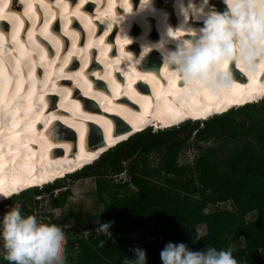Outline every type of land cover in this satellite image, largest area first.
Masks as SVG:
<instances>
[{
    "label": "bare ground",
    "instance_id": "obj_1",
    "mask_svg": "<svg viewBox=\"0 0 264 264\" xmlns=\"http://www.w3.org/2000/svg\"><path fill=\"white\" fill-rule=\"evenodd\" d=\"M5 1L12 2V0ZM80 1L82 2V8L74 12V10H72V5L75 4L76 1L73 0H55L54 4L51 3V0H23L22 4L24 6L22 8H20V1L13 0L16 10L20 13L18 19L13 20L6 14L0 17V19L3 18V20L0 21V28L2 30H7L11 26L14 32L21 31L22 33L24 29L25 31L29 29L28 34L26 33L28 41L21 47L23 52L26 53L25 55H30L32 64L30 72L33 76V78L28 76L18 77L15 74L16 71L10 74L11 79H14L16 76V79L20 82L21 89L23 87L20 94L22 97L17 98V96L10 93L9 88L8 91L0 94V193L10 194L14 184L22 183L19 189H23L26 185L35 184V182L43 179L32 178L27 181V184H23L26 179L31 178L29 175H35L34 173L39 172L38 166L44 165L47 162L46 156L43 154L53 156V159L57 157L53 155L54 151L50 150L55 144L61 143L60 145H62L64 149H69L71 147V141H67L64 137L68 136V139L72 140V134H74L76 129L82 124L90 127V141H95V126L97 125L94 126V124L97 123L88 122L90 120L85 116L83 118L87 120V122H80L82 116L78 112L74 113L71 118L67 115V112H62L59 107L53 108L51 101L56 99V97H52L55 96L52 93L69 87L68 81L71 78L78 79V75H80V77H85L83 71L89 66L90 59L93 58L94 60L96 54H99L98 62H95L92 68L103 67L106 73L101 75L98 71H94L92 76L85 77L90 79V82L95 83L96 88L93 89L94 93L91 95L95 96V93L104 91L105 84L102 78H111L113 88L117 89L120 85V83L116 81L119 78L118 70H121L124 74L132 72L133 76L128 83L130 85V89H128L129 93L134 95L135 90H133V88L135 87L146 89L145 93L137 95L139 102L144 106H141L143 109L139 114L140 121H144L145 119L146 121L150 120V117L146 114L150 112L154 113V110H156L153 115L154 118H163L165 115L162 112L169 109L171 106L178 111H183L184 116L177 120L173 117L174 112L169 111L166 114L167 116L164 117L166 120L163 124V126H167L171 124L170 122H173V120L174 122H179L184 118H198L201 116L202 111L210 109L211 107L214 110L218 108L225 109V105L230 100L232 103H236L235 99H241L240 103L242 104L264 93V73L262 71L256 75H249L251 79L246 80V75L234 66L233 73L237 84L230 93L223 96H216L207 92H200L197 94L188 93L184 89L183 84L178 82L179 78L173 77L167 67L162 70L163 73L161 72V74L168 79L169 84L166 88H162V85L165 84L163 82L164 76L150 73L154 67L158 71L162 65L161 55L158 51L153 49L145 54L139 64L129 62L133 60V57L139 58L141 55L140 50H133V48H139V45H141L142 48L143 43L159 40L152 37L153 31L156 29L154 26L163 28L166 24L171 25L168 19L165 20L159 11L155 14L141 13L138 11L132 12L122 23L125 28H121L118 33L116 38L117 45H113L108 40L109 34L113 29L118 30L120 25L119 22L123 19L122 16H120L119 0H111L110 2H107V0H78V2ZM128 1L130 0H122V2L125 3ZM92 2H94V4ZM157 2L158 4L167 3L168 0H157ZM87 3H92V7L85 9L84 5ZM210 3L214 4L218 11H224L226 8V5L222 4V0H210ZM127 4L129 5V3ZM41 5H44L43 9ZM110 8H112L113 11L110 10ZM42 10L45 11L44 15L46 17H44ZM88 12H90V14H87ZM165 12L169 15L168 11ZM152 16H155V18H152ZM44 19H46V21L42 23ZM62 30L64 32H62ZM82 30L87 31V42L85 45L77 43L82 36ZM5 41L6 37L1 36L0 42L5 43ZM69 41H73L74 43H72L68 51H65L64 47H66ZM1 48L0 45V50ZM94 49L98 51H93ZM2 50L7 54L6 49L2 48ZM17 51L18 49L13 45L8 48L9 55H14ZM5 53H3L4 56H6ZM9 55H7L8 58ZM75 58L79 59L81 66L78 70L73 72L70 78L71 71L69 69L70 66L76 64ZM10 59L12 60L13 57H10ZM25 59L27 60L28 58ZM25 61L19 63L17 59H13L12 63L19 66L18 69L21 71ZM101 62L104 66L101 65ZM143 65L147 66V68L143 67ZM41 69H44L47 74H55V77H60V80L58 81L53 77L52 80L47 81L44 85L38 84V77H40L39 71H42ZM60 69L63 72H60ZM107 72L110 73L109 76H107ZM138 77H146L152 84L151 87L147 89V85L144 81H141V83L133 82L137 80ZM49 79L51 78H48V80ZM54 80L57 81L54 82ZM5 84L6 81L0 77V88L3 89ZM121 85L123 86V83H121ZM6 88L7 87H5V89ZM124 89L126 90V88ZM124 89H120L113 96V99L112 97L107 99L109 107L118 108L123 106L125 103L123 100L127 98L126 95L128 96ZM152 89H157L156 101L153 99V94L151 93ZM30 90H33V92L29 93V104L26 103L24 98ZM50 91L53 92L51 93ZM169 94L178 99L184 107L177 105L173 99L170 100ZM203 94L205 96L204 99L202 98ZM120 96H123V100H118ZM167 100H170L169 104H166L164 107L159 104L162 101L167 103ZM259 100L260 98H257V101ZM195 102L199 105V109H196L195 106L193 107ZM15 103L24 108L31 107L33 109V117L38 119L43 116L44 123L42 122V125H38L37 121L34 123L32 121L25 124L23 121L26 119V116H21L19 114V108L17 106L16 108L18 111L12 109L10 105ZM74 104L75 102L70 101L68 105L65 102L62 106L74 108ZM47 108H49L48 112L45 111ZM110 110L114 111L116 109ZM27 115L29 118H32V114L29 111H27ZM170 115H172V117ZM92 117H95L97 121L98 118L102 119V117L98 115H92ZM113 117L116 118L119 116L113 114ZM57 118L59 119L58 121H56ZM128 118L131 119L130 115ZM65 124L68 126L65 128L62 127L65 126ZM55 127L58 128V139L61 141H55L50 133V131L55 132L53 129ZM32 143L38 145V148L32 145ZM58 153L61 154L62 152L58 151ZM61 157L62 156L58 155V162L54 164L55 166L60 164ZM21 161L30 163L26 166L28 170L22 165ZM63 166L62 164L60 168L62 169ZM59 170V167L55 168L56 172L52 174V179L57 175H61L57 174ZM66 170H69V167L63 169V171ZM26 171H29V174ZM47 178L49 177L46 176L45 179ZM40 183H43V181L38 182V184ZM2 197L5 198L4 196Z\"/></svg>",
    "mask_w": 264,
    "mask_h": 264
},
{
    "label": "trees",
    "instance_id": "obj_2",
    "mask_svg": "<svg viewBox=\"0 0 264 264\" xmlns=\"http://www.w3.org/2000/svg\"><path fill=\"white\" fill-rule=\"evenodd\" d=\"M257 104L250 103L202 122H186L165 130L148 129L71 175L80 176L94 167L96 170L104 169L105 175L108 171L119 172L123 170V161L138 151L145 159L154 152H160L166 183L159 185L153 179V173L134 167L131 182L136 186L135 192L127 190L118 197L116 191L113 197L118 218L111 224V238L95 230L101 223L110 222L101 220L92 225L86 239L79 235L70 236L68 260L77 264H123L125 257L131 258L134 254L131 250L139 246L146 251L147 264H163L160 252L171 241L185 243L192 250H202L208 245L217 249L231 247L238 264H264V167L251 161L254 144H264V119L255 117L246 129L244 118L237 122L234 120L238 113H251ZM251 131H255L262 141H257L254 136L256 141L252 142L248 138ZM193 133L197 141L211 137L236 138L244 141L245 147L219 161L212 158L210 148L201 149L197 143L201 149L200 156L192 165L179 166L178 153ZM257 154L264 161V153ZM252 182L259 184L250 185ZM35 190L39 191L37 188L31 191ZM230 198L234 200L236 210L204 211L209 202ZM6 202L2 205L5 206ZM112 207L113 204L108 209L112 210ZM253 210L257 217L246 219V214ZM69 218L81 224L75 211L63 216V219ZM200 222L207 226V231L197 239L195 226ZM52 224L43 223L48 227ZM102 240L105 241L103 246ZM77 245L79 250L75 249ZM3 262L0 256V264ZM5 264L9 261L5 260Z\"/></svg>",
    "mask_w": 264,
    "mask_h": 264
},
{
    "label": "clouds",
    "instance_id": "obj_3",
    "mask_svg": "<svg viewBox=\"0 0 264 264\" xmlns=\"http://www.w3.org/2000/svg\"><path fill=\"white\" fill-rule=\"evenodd\" d=\"M223 3L225 10L218 11L210 0H174L179 25L173 28L166 24L160 31V39L143 43L140 57H133L129 63L139 64L145 54L155 49L161 55L162 65L179 78L188 93L207 92L216 96L230 93L237 84L233 66L246 76L264 71V0H223ZM158 11L167 20L168 13L156 9L154 0H140L139 12ZM125 19L126 15L120 26ZM195 22L200 26H193ZM23 193L10 196L0 193L5 197L0 206ZM111 223L103 222L95 230L111 238ZM202 235L197 232L196 238ZM0 243L3 258L9 264H66V232L59 226H44L36 214H23L18 206L0 217ZM100 243L103 246L105 241ZM131 251L134 254L125 257L123 264H147L143 248L137 246ZM160 258L163 264H238L231 247L217 249L208 245L202 250H192L185 243L171 241L161 250Z\"/></svg>",
    "mask_w": 264,
    "mask_h": 264
},
{
    "label": "rangeland",
    "instance_id": "obj_4",
    "mask_svg": "<svg viewBox=\"0 0 264 264\" xmlns=\"http://www.w3.org/2000/svg\"><path fill=\"white\" fill-rule=\"evenodd\" d=\"M257 103V108L250 110L251 113H238L234 118L235 122L244 118L246 129L251 124V121L255 120V117L264 119V100H259ZM256 135L258 134L255 131H251L248 133V138L255 142L254 136ZM193 136L194 133L178 153L179 166L192 165L194 160L200 156L203 148H210L209 151H211L212 158L220 161L238 150H243L245 147L244 141L236 138L214 139L211 137L208 140L197 141ZM257 141L261 142L262 139L258 138ZM197 143L202 146L201 149L197 147ZM254 148L251 161L253 163L259 162L264 167V161L257 154V152L264 153V144L256 142ZM160 154V152H154L148 159H145L138 151L123 161L122 171H108L105 175L104 169L96 170L94 167L80 176L65 178L54 186L39 189V191L25 192L6 202L5 206L1 205L0 213L3 216L11 207L18 206L23 214H36L42 220V223L52 222L53 226H59L66 232L68 239L70 236L76 237L78 235L86 239L92 231V225L107 219L114 223L118 218V215H116V202L113 201V197L116 191L118 192V197L127 190L135 192L136 186L131 182L134 167L137 166L140 171L145 170L146 173H153L154 175L151 176L157 184L163 185L164 181L166 183L163 168L164 162ZM258 184V182H252L250 185L256 186ZM55 199H57V203H54ZM112 204V210H109L108 207ZM220 209L236 210V204L231 198L218 200L217 202H209L205 206L204 211L213 212ZM71 210L80 216V225L73 218L63 219V216ZM256 217L255 210L246 214V219L248 220ZM195 227L196 232L205 233L207 231V226L202 222L196 224ZM138 233L141 232L138 231ZM238 245L242 244L239 243ZM75 249L79 250V246H75ZM70 250L69 246L66 245V264H77L68 260L67 252ZM0 256L3 257L2 243H0ZM2 264H5V259Z\"/></svg>",
    "mask_w": 264,
    "mask_h": 264
},
{
    "label": "water",
    "instance_id": "obj_5",
    "mask_svg": "<svg viewBox=\"0 0 264 264\" xmlns=\"http://www.w3.org/2000/svg\"><path fill=\"white\" fill-rule=\"evenodd\" d=\"M54 130H55V132H53V131H50V133L52 134V137H54V139L55 140H60V139H58L59 137H58V128L57 127H55V128H53ZM64 138H67V136H65ZM74 141V140H73ZM74 153H75V149H74Z\"/></svg>",
    "mask_w": 264,
    "mask_h": 264
},
{
    "label": "snow or ice",
    "instance_id": "obj_6",
    "mask_svg": "<svg viewBox=\"0 0 264 264\" xmlns=\"http://www.w3.org/2000/svg\"><path fill=\"white\" fill-rule=\"evenodd\" d=\"M237 103H238V101H237Z\"/></svg>",
    "mask_w": 264,
    "mask_h": 264
}]
</instances>
